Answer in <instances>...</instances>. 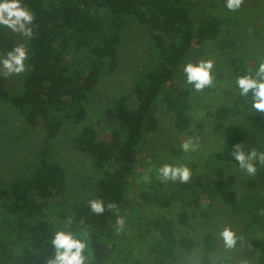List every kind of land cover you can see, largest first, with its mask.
Returning a JSON list of instances; mask_svg holds the SVG:
<instances>
[{"label": "rangeland", "instance_id": "374dc122", "mask_svg": "<svg viewBox=\"0 0 264 264\" xmlns=\"http://www.w3.org/2000/svg\"><path fill=\"white\" fill-rule=\"evenodd\" d=\"M185 5L194 14L197 31L186 62L212 59L216 82L196 92L185 87L180 72L155 103L145 123L144 150L133 175L128 210L124 211L119 228L133 252L132 264H264V172L254 177L244 174L231 154L232 149L229 150L231 141L227 142L231 134L238 136V143L248 150H264V114L250 112L248 101L237 97L233 87L238 75L254 71L264 58V0H243L236 12L228 11L225 0H185ZM28 43V37L0 29V51L13 44H23L28 49ZM151 46L148 32L136 19H131L119 45L118 65L112 74L100 80L87 123L103 114L116 96L130 91L134 79L157 62ZM21 76L0 75V186H8L31 173L45 142L41 127L25 129L18 118L8 115L3 96L19 87ZM223 108L227 111L222 117ZM76 132V128H65L50 142L52 159L66 172L68 202L87 196L98 175L91 157L74 148ZM189 139L196 147L185 153L180 145ZM164 163L187 165L192 172L190 180L161 182L156 169ZM145 176L149 177L147 181ZM196 179L206 187H216L213 199L222 200L227 191L236 197L234 204L236 208L240 206L237 212L243 224L231 227L238 237L234 248L224 247L220 237L224 227L216 220L218 214L225 216L224 225L230 227L237 224L238 216L235 218L226 205L221 210L218 201L207 208L215 220L201 218L193 201L197 196L205 202L208 198L205 192L196 193ZM134 205L136 210L130 214ZM170 220L175 224L167 225ZM181 220H185L183 224L178 223ZM258 221L262 227L251 235L249 231ZM206 233L218 238V244L209 251H204Z\"/></svg>", "mask_w": 264, "mask_h": 264}, {"label": "trees", "instance_id": "16d2710c", "mask_svg": "<svg viewBox=\"0 0 264 264\" xmlns=\"http://www.w3.org/2000/svg\"><path fill=\"white\" fill-rule=\"evenodd\" d=\"M24 2L36 17L28 43V71L20 77L19 87L6 92L3 98L8 115L18 118L25 129L41 127L45 142L31 173L0 186V264H45L49 237L70 218L77 234L81 229L89 231L94 264H132L133 252L116 220L128 210L133 175L144 150L146 120L157 100L182 72L196 42L194 14L185 0ZM131 19H136L150 35L157 62L134 79L130 91L116 96L103 114L87 123L100 80L118 65L119 45ZM223 43L224 39L220 46ZM224 109L222 117L227 111ZM65 128H76L73 146L91 157L98 173L87 196L73 202H68L65 195V169L51 157L50 142ZM228 137L230 150L239 138L231 134ZM263 172L264 169L258 174ZM196 183V193L205 192L208 198L202 201L195 193L193 203L201 218L215 220L207 208L219 201L221 210L226 205L239 218L230 227L243 224L234 195L227 191L222 200L213 199L216 187H206L199 179ZM97 197L106 204L113 203L115 208L102 215L91 213L87 201ZM136 206L131 207L130 214ZM224 217L218 214L216 220L221 221V227H225ZM166 224L175 223L170 220ZM261 227L258 221L249 233L254 235V230ZM204 242V251H209L218 244V238L206 233Z\"/></svg>", "mask_w": 264, "mask_h": 264}, {"label": "clouds", "instance_id": "9594fccd", "mask_svg": "<svg viewBox=\"0 0 264 264\" xmlns=\"http://www.w3.org/2000/svg\"><path fill=\"white\" fill-rule=\"evenodd\" d=\"M242 2L243 0H225V7L229 12H236ZM35 18L34 11L24 0H0V29L7 28L13 33L31 38ZM28 55V49L23 44H13L6 51H0V75L8 78L26 73ZM181 71L185 87H190L196 92L208 89L216 82L212 59L186 62ZM233 87L237 91V97H244L248 101L250 107L247 109L250 112L264 114V58L260 59L254 71L238 75ZM195 147L190 139L180 145L185 153L195 150ZM231 154L239 169L248 177L256 176L258 171L264 168V150H248L242 143H237L232 146ZM191 175V169L183 163H164L156 169V176L161 182L170 180L186 183ZM144 179L147 181L149 177L145 176ZM87 205L90 212L96 215H102L106 210L115 208L113 203L106 204L102 197L88 200ZM72 223L70 218L52 232L48 252L44 256L45 264H94L95 256L89 231L81 229L77 234L72 229ZM116 223L122 226L123 219L117 218ZM220 237L226 249L234 248L238 241L235 231L228 226L221 230Z\"/></svg>", "mask_w": 264, "mask_h": 264}]
</instances>
